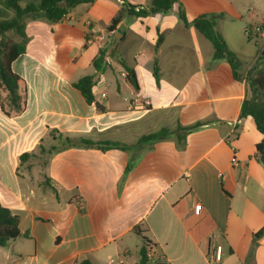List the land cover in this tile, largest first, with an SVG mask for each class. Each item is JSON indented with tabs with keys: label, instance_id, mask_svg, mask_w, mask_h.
Masks as SVG:
<instances>
[{
	"label": "crops",
	"instance_id": "crops-1",
	"mask_svg": "<svg viewBox=\"0 0 264 264\" xmlns=\"http://www.w3.org/2000/svg\"><path fill=\"white\" fill-rule=\"evenodd\" d=\"M151 3L96 0L57 23L26 19L27 51L12 65L26 83V107L9 116L0 105V202L18 215L20 230L3 264H140L143 238L150 243L147 264H264V236L254 237L264 228V167L255 156L264 135L252 117H241L251 66L240 58L251 50L229 39L228 23L242 18L241 10L227 0H179L168 14L132 19L124 7ZM180 8L190 23L215 20L243 80L226 60L213 62L212 44L181 22ZM123 25L118 56L135 71L139 93L115 57L93 88L101 110L73 84L92 75L93 59ZM259 27L250 29L264 39ZM197 123L203 126L183 149L175 138L134 147L162 128ZM49 129L131 148L48 150L38 168L33 159ZM26 152L35 156L20 166ZM217 245L222 257L211 263Z\"/></svg>",
	"mask_w": 264,
	"mask_h": 264
},
{
	"label": "trees",
	"instance_id": "trees-1",
	"mask_svg": "<svg viewBox=\"0 0 264 264\" xmlns=\"http://www.w3.org/2000/svg\"><path fill=\"white\" fill-rule=\"evenodd\" d=\"M95 1L96 0H0V89L7 92L5 99L7 103L3 100L0 92V105L7 115H20L26 107V83L24 79L14 73L12 69L13 63L27 51L29 37L26 32V19H45L50 23H57L65 19L70 11L78 5H89ZM178 2L179 0H152L148 8L133 5H125L124 7L130 18L142 19L156 14H168ZM179 19L185 26H194L195 29L212 44L213 62L226 60L232 68L234 78L237 81L243 80L238 72L240 60L236 53L229 48L225 39L217 32L216 23L213 18L201 16L190 23L183 8H180ZM119 22L118 18L114 19L111 27L115 28ZM259 30L264 32V21L260 25ZM245 32L248 40H253L254 35L250 27H247ZM13 37L17 39L15 40ZM119 41L120 40L114 35H110L107 38V43L100 48L97 56L92 61L95 73L84 76L73 84L88 104H96L101 110L103 108L96 102L93 88L98 84L101 76L110 68V60L115 57H118L119 63L127 72L125 83L135 95L139 93L140 88L135 71L118 56ZM162 41L163 36L160 35L156 45L157 49L162 44ZM263 60L264 48L260 51L256 65L249 70L245 79L248 94L242 105L241 117H252L258 131L264 135V67L258 65ZM153 76L156 80V84L159 86L161 71L157 60L154 62ZM202 126V123H197L189 127H183L181 124H177L175 129L165 127L157 132L142 136L134 147H142L143 145L175 138L179 148L183 149L186 146L187 136ZM46 138L58 139L63 142L61 146L50 149V155H52L54 151L66 148H97L102 151L110 149L128 150L131 148L118 142L94 141L83 137L73 139L55 129H49ZM43 141L44 139L41 140L39 145L41 151H44L42 145ZM34 156L33 153H23L20 156V166L24 165ZM255 156L258 162L264 167V139L257 144ZM133 166V163L130 164L128 170ZM19 236L18 215L14 214L9 208L4 207L0 202V247H6L11 240ZM262 236H264V228L254 235L255 238H260ZM143 240L144 247L141 252L142 260L140 264H147V248L150 247V243L145 238H143ZM79 264H92V262L89 259H83Z\"/></svg>",
	"mask_w": 264,
	"mask_h": 264
},
{
	"label": "rangeland",
	"instance_id": "rangeland-1",
	"mask_svg": "<svg viewBox=\"0 0 264 264\" xmlns=\"http://www.w3.org/2000/svg\"><path fill=\"white\" fill-rule=\"evenodd\" d=\"M230 3H233L237 8L241 10V17L238 19H234L228 25H230L231 28V37H229L230 42L234 43L236 41L242 42L244 48H249L251 51H245V59L240 58L241 62L243 63L244 67L251 66V69L256 65L255 63V56L257 51H259L264 46V39L263 37H257L254 36L253 40L248 41L247 36L245 34V28H257L260 26L264 20V0H227ZM218 28L222 31V24L217 23ZM261 32V31H260ZM259 33V31H258ZM229 35V36H230ZM228 36V35H227ZM15 40L16 37H13ZM244 59V60H243ZM114 62L118 65L120 64L118 59H115ZM260 67H264V60L261 61L260 64H258ZM90 71L92 74L95 73V70L93 67L90 68ZM3 100L6 102V97L2 96ZM7 103V102H6ZM171 129H175L174 125H172ZM63 142L60 140H54L52 138H46L44 139L42 145L44 147V151H41L40 148L36 151V156L33 159L34 165H36L38 168H43L48 156L47 152L48 150L61 146ZM24 239L18 240L16 242L17 246L22 244ZM10 256L12 255L11 249L9 246L7 247H0V264L4 263V256Z\"/></svg>",
	"mask_w": 264,
	"mask_h": 264
},
{
	"label": "built area",
	"instance_id": "built-area-1",
	"mask_svg": "<svg viewBox=\"0 0 264 264\" xmlns=\"http://www.w3.org/2000/svg\"><path fill=\"white\" fill-rule=\"evenodd\" d=\"M97 41L100 44H103L105 42V36L104 35L98 36ZM222 253H223L222 246H219V245L214 246L212 249H210V252H209V255H208L210 262L211 263L218 262L221 259V257H222ZM111 264H115L114 260H111Z\"/></svg>",
	"mask_w": 264,
	"mask_h": 264
},
{
	"label": "water",
	"instance_id": "water-1",
	"mask_svg": "<svg viewBox=\"0 0 264 264\" xmlns=\"http://www.w3.org/2000/svg\"><path fill=\"white\" fill-rule=\"evenodd\" d=\"M125 25H123L118 33V35H116V38L119 39L120 38V34L122 33L123 30H125Z\"/></svg>",
	"mask_w": 264,
	"mask_h": 264
}]
</instances>
